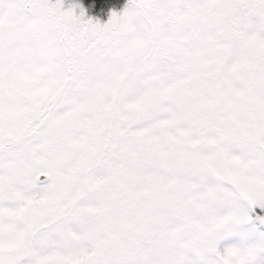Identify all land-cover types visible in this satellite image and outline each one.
Here are the masks:
<instances>
[{
	"label": "snow or ice",
	"instance_id": "snow-or-ice-1",
	"mask_svg": "<svg viewBox=\"0 0 264 264\" xmlns=\"http://www.w3.org/2000/svg\"><path fill=\"white\" fill-rule=\"evenodd\" d=\"M0 264H264V0H0Z\"/></svg>",
	"mask_w": 264,
	"mask_h": 264
},
{
	"label": "rangeland",
	"instance_id": "rangeland-1",
	"mask_svg": "<svg viewBox=\"0 0 264 264\" xmlns=\"http://www.w3.org/2000/svg\"><path fill=\"white\" fill-rule=\"evenodd\" d=\"M96 0H65V7L67 8L73 3H82L84 7L88 10V14L90 16H94L99 18L102 22H106L109 18L110 11L114 8L117 11H122L124 7L127 5L128 0H123V2L117 6L116 4H112L111 0H97L100 1L101 7H97L95 4ZM108 2L111 9L105 7L102 3ZM95 5V6H93Z\"/></svg>",
	"mask_w": 264,
	"mask_h": 264
},
{
	"label": "trees",
	"instance_id": "trees-1",
	"mask_svg": "<svg viewBox=\"0 0 264 264\" xmlns=\"http://www.w3.org/2000/svg\"><path fill=\"white\" fill-rule=\"evenodd\" d=\"M122 2H123V0H111V3L112 4H116L115 6L121 4ZM95 4H96L97 7H101L102 6L101 3H100V1H97V0L95 1ZM102 4L105 7L107 6L108 9H111L108 2H103Z\"/></svg>",
	"mask_w": 264,
	"mask_h": 264
}]
</instances>
